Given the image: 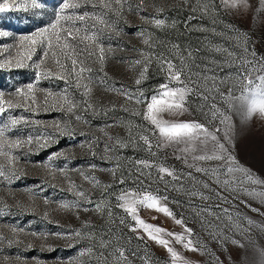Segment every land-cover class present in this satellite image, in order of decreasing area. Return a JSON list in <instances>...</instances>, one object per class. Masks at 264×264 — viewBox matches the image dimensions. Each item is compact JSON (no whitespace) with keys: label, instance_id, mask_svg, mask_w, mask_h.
Returning <instances> with one entry per match:
<instances>
[{"label":"rangeland","instance_id":"rangeland-1","mask_svg":"<svg viewBox=\"0 0 264 264\" xmlns=\"http://www.w3.org/2000/svg\"><path fill=\"white\" fill-rule=\"evenodd\" d=\"M60 3L61 0H47L43 9L0 13V31L8 33L0 36V93H3L2 101L13 100L19 105L8 108L4 104L5 111L0 113V127L13 118L20 120L6 136L10 140H21V144L12 149L5 145V150L18 157L13 161V167L19 173V179L10 185L0 182V212L4 213L0 215V233L12 236L11 228L24 229L15 234L19 243L12 246L0 243V264H103L102 260L96 258L99 247H93L101 237L111 240L113 250L123 248L132 264H216L217 257L223 264H264V202L249 194L252 191H264V185L246 181L243 187L247 191H224L207 176H202L187 167L182 159H177L172 148L160 149L156 151V155H152L144 150L143 141L138 144L128 143L129 122L132 125L131 134L137 140L143 134V129L152 127L141 115H132L133 112L143 113L146 103L137 104L115 91L106 90L109 85H114L115 88L123 86L133 91L142 90L145 98L156 94L159 85L168 83L167 72L160 70L156 56L167 57L179 64L180 57L191 50L193 56L190 63L193 71H200L195 65L207 64L211 59L223 63L222 70L215 71L218 78L235 73L236 69L224 63L226 53L217 52L216 48L227 49L237 56L248 55L249 59L259 61L264 57V0H246L247 7L243 3H238L236 7H226L221 0H187V3L185 0H143L142 10H137L136 7L140 0H127L121 15L108 13V18L115 23V29H106L100 37L106 57L103 71H100L101 63L96 62L95 57L88 61L93 69L92 75L97 81L106 79L107 84L93 85L87 96L82 95L85 91L83 88L78 90L74 84L66 82L67 78L46 76L45 73L49 70L53 73L59 70L54 59L51 56L43 57L39 44L32 45L29 41L20 39L54 22ZM112 3L119 7L115 5V0ZM204 3L208 4L207 14L201 9L193 11L198 4ZM84 10L80 8L77 11ZM87 10L94 11L91 7ZM155 19H161L164 23L157 26ZM139 32L144 35H138ZM50 34L51 30L42 37H37V40L46 42ZM146 39L148 44L144 43ZM53 42L55 43L54 38ZM174 45H179V49L174 48ZM244 48L248 49V53L244 52ZM30 51L32 55L28 59ZM252 52L256 53L255 57L251 56ZM142 53H150L153 60L148 67L147 78L137 85L135 81L139 78L143 64L134 62L145 59ZM42 58L44 63L37 67ZM17 61L22 62L21 66L17 67ZM212 67L215 68V65ZM37 73H40L39 78ZM258 75H264V72L253 73L254 84L248 85L249 88L254 89L255 84L260 83L256 79ZM208 83L211 84V81ZM245 83L246 81L240 82L233 76L225 84L219 85L222 92L227 93L231 89L230 99L213 93L205 102L196 94H191L186 97L187 112L178 117L167 113L163 116L167 120L196 121L209 131L220 128L221 131L216 135L221 139L225 125L220 123V118L226 117L231 137L228 147L232 155L255 179L264 181V115L259 111L249 114L250 93L246 91ZM29 84L33 85L31 92L27 87ZM177 86L175 81L169 85L170 88ZM18 89L23 90L25 98L34 95L41 107L36 108L30 101L21 102ZM49 91L57 94L49 97L50 103L56 102L57 96L64 95L67 91V95L77 103L73 112L82 118L77 120L74 114L67 112L66 103L62 109L45 108L43 100ZM85 98L93 105L94 110H83L84 106L80 101ZM212 104H215L220 118H212ZM48 134L52 135V139L47 146H38L35 138ZM149 135L151 136L150 133ZM30 136L34 138L31 146L23 143ZM157 136H151L153 144L156 143ZM109 137H112L111 141ZM117 139L125 141L126 146L117 145ZM43 143L41 139L40 144ZM106 144H111L113 150L105 152ZM50 157L54 158L50 160ZM5 160L4 156H0V163ZM137 160H148L155 166L144 169L146 175L139 176L135 164ZM218 163L220 162L210 161L206 166L215 167ZM46 164H51V167H44ZM160 166L174 170L177 174L183 173V179L172 180L167 174L158 171ZM61 169L63 171H59ZM112 170H115V175ZM189 172L196 180L209 183L213 189L228 198V203L220 206L228 208L234 218L239 215L237 222L243 229L242 232L224 228V235L230 239L223 240L222 244L208 235L189 204L208 206L218 212L220 209L216 205L220 201L215 192H209L199 185L197 187L204 195L210 196V200L203 201L186 195V191L194 184L187 176ZM121 177L125 180L123 184L119 183ZM106 185L109 187L105 188ZM125 189L133 196L138 192L141 196H167V200L161 199L160 202L170 209L173 216L138 206L139 218L172 233H184L186 225L192 229V236L185 235V241L198 239L206 246L205 250L186 249L183 242H176L173 237L162 233V238L169 242L168 247L178 254L177 259L173 260L171 253L155 240L147 237L143 240L136 239L138 232L143 231L142 226H139L138 232L129 231L119 219L127 214L124 209L116 206L117 196ZM78 191L90 196L93 203H86L82 197L77 196ZM32 192L35 196L31 195ZM46 199L49 201L47 204ZM101 200H106L111 207V220L107 215V207L103 212L95 210V203ZM61 202L74 206L62 207ZM4 204L9 207L5 208ZM18 204L23 207H17ZM85 208L89 210L84 211ZM179 218H183V225L175 222ZM126 223L135 225L131 216L127 217ZM77 230L81 233L79 237L74 235ZM57 233L61 235H56ZM90 233L94 239L89 238ZM90 247L93 248L91 254L85 251L84 255H80L81 251ZM193 247L199 249L200 245L194 243ZM5 256L9 260L5 261ZM16 257L21 259L17 260ZM108 261L109 264H116L114 256H109ZM121 264H126L123 258Z\"/></svg>","mask_w":264,"mask_h":264},{"label":"snow or ice","instance_id":"snow-or-ice-1","mask_svg":"<svg viewBox=\"0 0 264 264\" xmlns=\"http://www.w3.org/2000/svg\"><path fill=\"white\" fill-rule=\"evenodd\" d=\"M187 3V0H185ZM47 3V0H0V13L6 11H15L23 10L25 12L29 10L43 9ZM127 3V0H115V7L112 3V0H61L59 11L55 12L54 22L50 23L48 26L41 27L38 31L33 33L30 36H22L21 41H29L32 45L39 44L42 48L43 57L51 56L54 59V63L58 66V72L53 73L49 70L45 73L46 76H55L57 79H66L68 83L74 84L75 87L79 90L83 88L85 91L82 95L87 96L92 89L93 85L99 83L100 85H106L107 80L101 78L99 81L92 75L93 69L89 65L88 61L95 57V61L101 63L100 71H103V61L105 57V47L102 40L100 39L101 35L105 32L106 29H115V23L111 22L108 18V13L112 12L113 14L119 16L122 13L124 4ZM221 3L224 6L236 7L238 3H243L244 7H247L246 0H221ZM88 7L94 9V11H88ZM128 7L131 8V5L128 4ZM137 10H142L143 0H140V3L137 4ZM80 8H84L83 12L77 11ZM71 9V12H66V10ZM201 9L205 14L208 13L209 8L208 4H198L197 8H194L193 11ZM143 19H151L148 17H142ZM64 21V23H61ZM164 23L161 19H155V24L157 26ZM51 30L50 38L46 42L37 40V37H42L45 33H49ZM118 31V30H117ZM8 33L0 31V36H6ZM138 35L143 36V32H139ZM53 38L55 43L53 42ZM145 44H148L149 41L144 40ZM151 47V45H150ZM176 49H179V45L173 46ZM109 47V51H110ZM217 52L226 53L227 59L224 63L228 64L230 67L236 69L235 73H229L224 77H217L215 71L217 69L222 70L223 63L211 59L207 64L204 65H195L196 68L201 69L200 71H193V66L190 61L192 60L193 53L191 50L187 51L186 55L180 57V63L176 64L172 59H169L164 56H156L155 60L160 67L161 71H166V80L168 83L159 85V90L151 96L150 98H145L143 96L142 90H130L123 86L120 88H115L114 85H109L106 90L115 91L118 95H123L126 100L132 101L137 104L146 103V108L143 113L133 112L132 115H141L145 121H148L152 126L151 128L143 129V134L139 135L138 140L135 139L131 134L132 125L129 122L128 127L130 129L129 141L128 143H139L143 141L144 150L148 151L152 155H156V151L163 148H172L173 154L176 155L177 159H182L185 165L191 169H194L195 172L200 173L202 176H207L212 183L216 184L217 187L222 188L224 191H233L240 193L242 191H247L244 188L246 181H250L253 184L264 185V181H259L255 179L251 172L242 167L238 161L235 160L234 156L231 153L228 145L231 143V137L229 135V129L227 125V118H220L218 116V111L215 104L210 106V111L213 119L220 118V123L225 125L223 130V139L218 137L216 133L220 132V128H216L215 131H209L207 127L196 121H179V120H167L164 119L163 114L167 113L169 116L178 117L183 115L188 111L186 105V97L191 94H196L203 101L207 102L209 96L213 93L219 94L221 98L230 99L231 98V89L227 93L219 90V85L225 84L228 80L232 79L233 76L236 80L240 82H245V89L250 93V108L249 114L259 111L261 115H264V75H258L256 79L260 81L259 84H255V88H249L248 85L254 84L252 79L253 73L264 72V57L259 61L255 59H249L248 55H239L237 56L234 52L227 49L216 48ZM244 52L248 53V49L244 48ZM32 52H29L28 59H31ZM142 56H145L144 60L135 61L136 64H143V68L140 71L139 78L136 79L135 83L137 85L141 84L144 79L147 78L148 67L152 63V55L142 53ZM252 57L256 56L255 52L251 53ZM21 61H17V67L21 66ZM44 63L42 58L39 63L36 65L40 67ZM167 65V68H165ZM215 65V68L212 66ZM211 74V75H209ZM182 76L184 79H182ZM40 77V73H37V78ZM105 77L107 74L105 73ZM177 82V87L170 88L169 85L173 82ZM211 81V84L208 83ZM29 91L31 92L33 85L29 84ZM17 94L22 97L21 102L30 101L31 104L36 105V108L41 107L37 103L34 95L25 98L23 96V90L18 89ZM54 94L52 92H47L44 100L43 106L47 109L51 108H63V104H67V112L75 115L77 120H80L82 117L73 112V109L77 107L76 101L72 97L67 95L65 91L64 95H58L57 100L54 103L49 102V97H52ZM3 93H0V101H2ZM215 97L213 96V99ZM83 104V110L85 112L89 110H94L93 105L89 102L88 99H82L80 101ZM4 104H7L8 108L19 106L13 100H7L0 102V113L5 111ZM125 111H128L127 107H124ZM20 123V120L13 118L8 124H5L3 127H0V156L6 158L5 162L0 163V178L6 184H11L14 180L19 179V173L13 167V161L17 160L18 157L12 155V152L5 150V145L8 149L18 147L21 144L20 139L10 140L6 133L10 131L13 127ZM39 123V122H37ZM59 127V125H56ZM106 127H112V125H106ZM157 136L156 143L153 144L151 136ZM33 137H28L26 141L27 145L31 146L33 143ZM36 143L38 146L46 147L48 141L52 139V135H44L37 137ZM41 139L44 141L43 144H40ZM110 141L112 137L108 138ZM115 143L119 146H126L125 141L117 139ZM155 149V150H154ZM112 145H105V152L112 151ZM31 151V147H29ZM54 157H50V160ZM210 161H218L215 167L206 166ZM136 171L139 176H145L146 173L144 169H151L155 165L153 162L148 160H137L135 161ZM44 167H51V164H46ZM95 168V165H92ZM59 171H63L62 169ZM113 175H115V170ZM160 173H165L167 176H170L174 181H181L184 174H177L174 170L160 166L158 168ZM131 175V173H129ZM187 176L194 181L193 187L186 191V195L189 197H198L203 201L210 200L211 197L204 195L203 192L197 187L199 185L203 189H207L209 192H215L217 199L220 201L216 205L217 209H220L218 212L213 211L211 207L189 204V207L200 218L201 226L208 232V235L213 239L217 240L221 244L223 240L230 239L224 235V228L229 230L235 229L237 231H243L240 228L239 215L234 218L232 213L228 208H221V204L228 203V198L225 197L222 192L216 191L211 187L207 182L196 180L193 177L192 173H187ZM87 179V177H85ZM163 178V177H161ZM98 183V182H97ZM119 183H125L123 177L119 180ZM142 184L143 181L141 180ZM55 187V185H53ZM109 186H105L107 188ZM181 187H183L181 185ZM250 195L259 197L262 202H264V191H252ZM32 196H35V193H31ZM77 196L82 197L86 203H93L90 196H88L83 191H78ZM161 199L167 200V196L158 197L151 194L141 196L138 192L135 196L127 189L122 190V194L117 196V207L124 209L127 214L124 217H120V223L124 224L129 228V231L138 232L139 226H142L143 231L138 232L136 239L143 240L145 237L147 239L155 240L160 245L164 246L169 253H171L172 259L176 260L178 257L177 252L168 247L169 242L162 238L161 234L164 233L168 236L173 237L176 242H183V246L186 249L192 251H204L205 245L199 241H193L192 239H187L185 241V235L188 237L192 236V229L184 226V233H172L168 232L165 229H161L158 226L150 225L145 223L138 215V206L145 207L149 210L159 211L165 215L173 216V213L166 205L161 204ZM49 203L46 199L45 204ZM178 203V201H177ZM245 203V201H241ZM5 208L9 207L7 204L3 205ZM62 207H73L74 205L67 202H61ZM17 207H23L22 205H17ZM107 207V215L112 218L111 207L107 204L106 200H101L95 203V210L103 212L104 208ZM250 207V205H249ZM89 209L85 208L84 211ZM253 211H259L258 209H252ZM4 214L0 212V215ZM131 216L135 221V225L126 223L127 217ZM212 217L213 219H209ZM114 222V221H113ZM175 222L179 225H183V218L176 219ZM251 223V221H249ZM87 226V224H85ZM22 228H11L12 236H8L0 233V243H7L9 246H12L14 243H19L20 241L15 239V234L18 232H23ZM33 235H36L33 233ZM56 235H61L57 233ZM74 235L79 237L81 233L77 230L74 232ZM90 239H94L91 233L89 234ZM233 243L239 244L238 241L232 240ZM199 244L200 248L197 249L193 247V244ZM99 247L100 251L97 255L98 260H102L103 264H109L108 257L114 256L116 264H121V258L126 264H132V261L125 256V250L123 248H116L113 250L111 248V240H105L101 237L93 247ZM85 251L89 254L92 253L93 248H87L86 250L81 251L80 255H84ZM118 253V254H117ZM135 255V253H132ZM214 255V254H213ZM264 255V253H262ZM17 260H20V257H16ZM4 260H9V257L5 256ZM187 264V262H186ZM216 264H223L219 261V258H216Z\"/></svg>","mask_w":264,"mask_h":264}]
</instances>
